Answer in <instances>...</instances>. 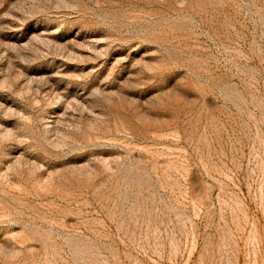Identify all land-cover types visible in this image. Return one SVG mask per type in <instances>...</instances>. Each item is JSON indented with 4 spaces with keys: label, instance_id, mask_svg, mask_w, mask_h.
I'll list each match as a JSON object with an SVG mask.
<instances>
[{
    "label": "rangeland",
    "instance_id": "rangeland-1",
    "mask_svg": "<svg viewBox=\"0 0 264 264\" xmlns=\"http://www.w3.org/2000/svg\"><path fill=\"white\" fill-rule=\"evenodd\" d=\"M0 264H264V0H0Z\"/></svg>",
    "mask_w": 264,
    "mask_h": 264
}]
</instances>
